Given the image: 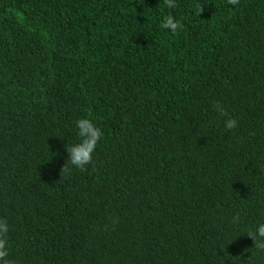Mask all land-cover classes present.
<instances>
[{"label":"trees","instance_id":"trees-1","mask_svg":"<svg viewBox=\"0 0 264 264\" xmlns=\"http://www.w3.org/2000/svg\"><path fill=\"white\" fill-rule=\"evenodd\" d=\"M0 264H264V0H0Z\"/></svg>","mask_w":264,"mask_h":264}]
</instances>
